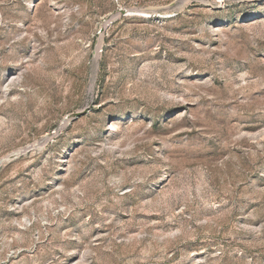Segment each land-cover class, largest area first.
<instances>
[{
    "label": "rangeland",
    "instance_id": "obj_1",
    "mask_svg": "<svg viewBox=\"0 0 264 264\" xmlns=\"http://www.w3.org/2000/svg\"><path fill=\"white\" fill-rule=\"evenodd\" d=\"M2 159L0 264H264V0H0Z\"/></svg>",
    "mask_w": 264,
    "mask_h": 264
},
{
    "label": "water",
    "instance_id": "obj_2",
    "mask_svg": "<svg viewBox=\"0 0 264 264\" xmlns=\"http://www.w3.org/2000/svg\"><path fill=\"white\" fill-rule=\"evenodd\" d=\"M123 11H125V10H123ZM122 13H125V12H122ZM82 113H83V112H78V113H76L75 115L80 116ZM16 155H17L16 153H15V154H12L9 158H13V157H15ZM3 160H4V159L0 160V163H2Z\"/></svg>",
    "mask_w": 264,
    "mask_h": 264
},
{
    "label": "bare ground",
    "instance_id": "obj_3",
    "mask_svg": "<svg viewBox=\"0 0 264 264\" xmlns=\"http://www.w3.org/2000/svg\"><path fill=\"white\" fill-rule=\"evenodd\" d=\"M127 11H128V14H131V13H132V12H131L130 10H128V9H127ZM138 11H142V10H138Z\"/></svg>",
    "mask_w": 264,
    "mask_h": 264
}]
</instances>
